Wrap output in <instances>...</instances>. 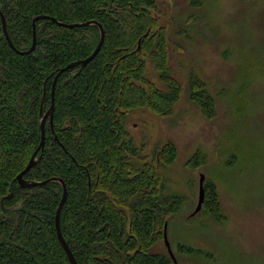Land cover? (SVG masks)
Wrapping results in <instances>:
<instances>
[{"label":"trees","instance_id":"obj_1","mask_svg":"<svg viewBox=\"0 0 264 264\" xmlns=\"http://www.w3.org/2000/svg\"><path fill=\"white\" fill-rule=\"evenodd\" d=\"M0 10L19 52L32 47L33 21L38 16L65 24L96 21L105 32L92 62L58 78L42 158L24 176L30 181L60 178L66 183L61 230L77 263L174 264L170 255L155 248L164 242L170 216L184 203L183 198L165 194L159 172L176 162L178 149L168 142L147 150V141L138 144L128 128L134 111L148 109L169 116L182 97V86L169 65L168 29L160 22L162 10L156 0H0ZM199 10L190 14L178 34L186 32L184 37L191 39L192 33H204L195 28L205 19ZM238 14L239 21H248L256 9L241 3L234 17ZM36 31L34 52L20 54L10 46L0 17V264H71L55 225L62 185L52 182L23 189L17 176L40 146L42 114L51 107L56 75L93 54L100 29L96 25L69 29L43 19ZM148 64L166 89L147 76ZM249 74L250 65L241 68L242 78ZM191 76L190 101L205 118L214 119L216 98L204 82ZM204 160L198 151L188 165L199 168ZM227 167H233L231 161ZM204 186L200 212L224 222L217 186ZM10 194L13 198L5 199ZM177 252L195 253L184 246Z\"/></svg>","mask_w":264,"mask_h":264},{"label":"rangeland","instance_id":"obj_2","mask_svg":"<svg viewBox=\"0 0 264 264\" xmlns=\"http://www.w3.org/2000/svg\"><path fill=\"white\" fill-rule=\"evenodd\" d=\"M156 2L162 10L160 22L168 29L169 65L182 97L169 116L134 111L128 128L138 144L147 141V150L168 142L178 149L176 162L159 171L165 194L184 199L180 212L167 221L172 252L177 264H264V0ZM241 3L256 9L254 18L247 16L253 19L241 22L239 14L234 17ZM199 8L205 19L195 28L204 33H192L191 39L184 37L186 32L178 34ZM246 13L243 10L242 16ZM249 65V76L242 78L241 68ZM147 70V76L166 89L151 64ZM191 75L216 98L214 119L205 118L190 101ZM198 151L205 160L194 168L188 163ZM201 175L204 184L217 186L226 218L222 223L204 212L194 214ZM161 242L155 251L170 255ZM180 246L195 253L179 254Z\"/></svg>","mask_w":264,"mask_h":264},{"label":"water","instance_id":"obj_3","mask_svg":"<svg viewBox=\"0 0 264 264\" xmlns=\"http://www.w3.org/2000/svg\"><path fill=\"white\" fill-rule=\"evenodd\" d=\"M0 17L2 19L3 22V30H4V34L7 38V40L9 41L10 46H12V43L10 41V38L8 36V32H7V23L6 20L4 18L3 13L0 10ZM43 19H51L52 21H54L55 23H57L59 26L65 27V28H69V29H74V28H79V27H88L90 25H96L99 27L100 29V42L97 46V48L95 49V51L93 52V54L91 56H89L88 58L84 59V60H79L76 62H73L69 65H67L66 67H64L63 69H61L58 74L56 75L54 82H53V87H52V98H51V107L50 109L45 113V115L43 116L42 114V120H41V129H42V136H41V143L40 146L38 147V149L34 152V154L31 157V160L29 161L28 165L26 166L25 170L22 171L18 176H17V180L19 183L20 188L26 189V188H30V187H36V186H46L52 182H59L62 185L63 188V195H62V199L61 202L59 204V207L57 209L56 212V220H55V225H56V231H57V236H58V240L60 245L62 246V248L64 249V251L66 252L69 261L71 262V264H78L69 245L67 244L63 234H62V230H61V215H62V211L63 208L67 202V198H68V190H67V186L66 183L64 182V180L60 179V178H51L45 181H30V180H26L24 178L25 174L27 172H29L34 166H36L39 161L42 158V154H43V150L45 147V139H46V132H45V123L47 121L48 118H50L51 122L53 120V113H54V98H55V88H56V84L58 81V78L60 77L61 74H63L64 72L74 69L78 66H86L88 65L90 62H92L96 56L98 55V53L100 52L103 43H104V39H105V32L104 29L102 27L101 24H99L96 21H91V22H86V23H76V24H65L62 22H59L58 20L54 19V18H50L47 16H38L34 19L33 21V45L30 48V50H28L27 52H19L18 50H16L13 46V48L15 49L16 52L20 53V54H31L32 52H34L35 48H36V44H37V31H36V25L40 20ZM46 101V97L44 95L43 97V104ZM41 152V155L38 157L37 154ZM204 182H205V176L201 175V179H200V195H199V201H198V206L197 209L195 210L194 214L199 213L202 210L204 201H205V186H204ZM13 194H10L8 196L5 197V199H11L13 198ZM167 228H168V223L165 224L164 227V241H165V245L167 247L168 253L170 254L174 264H177V261L175 259L174 253L172 252L169 240H168V235H167Z\"/></svg>","mask_w":264,"mask_h":264}]
</instances>
